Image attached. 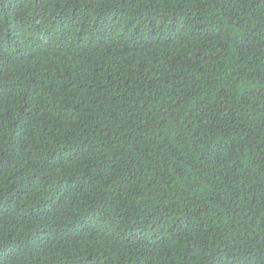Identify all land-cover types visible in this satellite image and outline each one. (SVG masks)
I'll return each instance as SVG.
<instances>
[{"label": "trees", "instance_id": "1", "mask_svg": "<svg viewBox=\"0 0 264 264\" xmlns=\"http://www.w3.org/2000/svg\"><path fill=\"white\" fill-rule=\"evenodd\" d=\"M0 264H264V0H0Z\"/></svg>", "mask_w": 264, "mask_h": 264}]
</instances>
